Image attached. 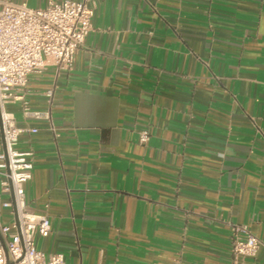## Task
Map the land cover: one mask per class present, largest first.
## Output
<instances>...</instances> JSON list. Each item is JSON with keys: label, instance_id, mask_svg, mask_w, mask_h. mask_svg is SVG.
Returning a JSON list of instances; mask_svg holds the SVG:
<instances>
[{"label": "crops", "instance_id": "obj_1", "mask_svg": "<svg viewBox=\"0 0 264 264\" xmlns=\"http://www.w3.org/2000/svg\"><path fill=\"white\" fill-rule=\"evenodd\" d=\"M86 1L72 68L23 92L54 131L7 105L39 130L17 146L34 154L28 211L51 224L37 249L67 264H229L239 226L261 242L241 264H264V0ZM10 200L0 180L1 225Z\"/></svg>", "mask_w": 264, "mask_h": 264}, {"label": "built area", "instance_id": "obj_2", "mask_svg": "<svg viewBox=\"0 0 264 264\" xmlns=\"http://www.w3.org/2000/svg\"><path fill=\"white\" fill-rule=\"evenodd\" d=\"M29 0H0V180L3 194L11 196L4 204L12 208L17 222L0 224V264H67L64 255L47 256L36 247V236L47 238L51 232L47 216L28 211L25 186L33 176L32 151L19 152L23 134H36L37 128H20L7 105L23 103V113L49 123L51 113L32 111L24 100L29 77L47 68L70 70L75 56L91 32L94 9L86 0H45L41 8H30ZM147 130L140 133L142 145L149 141ZM229 264H241L257 256L261 242L245 227L235 226ZM8 254V259L6 256Z\"/></svg>", "mask_w": 264, "mask_h": 264}, {"label": "water", "instance_id": "obj_3", "mask_svg": "<svg viewBox=\"0 0 264 264\" xmlns=\"http://www.w3.org/2000/svg\"><path fill=\"white\" fill-rule=\"evenodd\" d=\"M15 221L17 222V217H16V215H15ZM6 256H7V259H8V254H7V252H6Z\"/></svg>", "mask_w": 264, "mask_h": 264}, {"label": "rangeland", "instance_id": "obj_4", "mask_svg": "<svg viewBox=\"0 0 264 264\" xmlns=\"http://www.w3.org/2000/svg\"><path fill=\"white\" fill-rule=\"evenodd\" d=\"M38 8H41V6H39Z\"/></svg>", "mask_w": 264, "mask_h": 264}]
</instances>
